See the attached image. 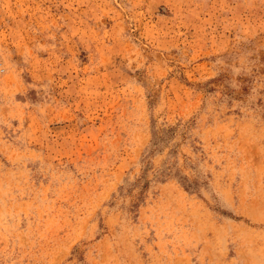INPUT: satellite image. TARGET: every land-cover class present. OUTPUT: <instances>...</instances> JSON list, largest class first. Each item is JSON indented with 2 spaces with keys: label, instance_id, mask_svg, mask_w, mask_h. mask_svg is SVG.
<instances>
[{
  "label": "rangeland",
  "instance_id": "obj_1",
  "mask_svg": "<svg viewBox=\"0 0 264 264\" xmlns=\"http://www.w3.org/2000/svg\"><path fill=\"white\" fill-rule=\"evenodd\" d=\"M0 264H264V0H0Z\"/></svg>",
  "mask_w": 264,
  "mask_h": 264
}]
</instances>
